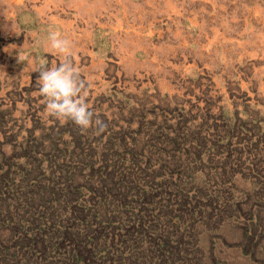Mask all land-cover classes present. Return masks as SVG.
Instances as JSON below:
<instances>
[{
    "label": "rangeland",
    "instance_id": "1",
    "mask_svg": "<svg viewBox=\"0 0 264 264\" xmlns=\"http://www.w3.org/2000/svg\"><path fill=\"white\" fill-rule=\"evenodd\" d=\"M0 264H264V0H0Z\"/></svg>",
    "mask_w": 264,
    "mask_h": 264
},
{
    "label": "clouds",
    "instance_id": "2",
    "mask_svg": "<svg viewBox=\"0 0 264 264\" xmlns=\"http://www.w3.org/2000/svg\"><path fill=\"white\" fill-rule=\"evenodd\" d=\"M51 47L61 54L70 55L69 41L58 38L55 33L51 34ZM37 82L52 117L71 120L81 129L102 126L99 118L94 119V112L85 101V83L70 60L55 67L42 68Z\"/></svg>",
    "mask_w": 264,
    "mask_h": 264
}]
</instances>
